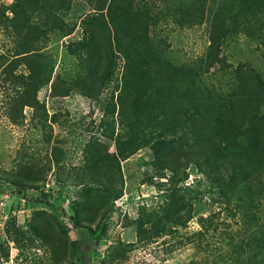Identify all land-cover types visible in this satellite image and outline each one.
Instances as JSON below:
<instances>
[{"label":"rangeland","instance_id":"1","mask_svg":"<svg viewBox=\"0 0 264 264\" xmlns=\"http://www.w3.org/2000/svg\"><path fill=\"white\" fill-rule=\"evenodd\" d=\"M21 1L0 0V264H81L77 251L80 232L70 216L86 201V184L94 187L90 196L95 208L99 205L102 215L106 214L92 224L97 230L96 245H84L93 264H227L233 252L224 239L239 227L246 233L235 235L237 240L259 236L261 220L254 217L264 215V195L253 202L254 210L244 216L249 225L243 227L236 222L239 215L223 211L220 204L213 203L212 193L206 192L202 214L217 213L215 223L227 219L231 226L226 233L221 224L217 230L209 222L203 226L198 213L186 227L173 223V228L166 224L163 229L164 224H157L163 215L166 187L158 184L166 178H159L154 153L146 146L121 159L115 140L118 134L131 132L118 116L126 80L124 61L118 58L116 74L100 82L89 73L83 57L82 45L89 38L87 19H83L96 14L90 11L94 3L64 0L57 13L65 30L72 29L64 35L65 31L54 30L55 20L44 25L47 13L41 0L31 24L43 26L48 35L18 47L22 37H31L30 32L19 35L15 30L11 9ZM164 13L166 8L158 15ZM150 32L155 45L164 48L174 65L186 72L194 68L186 80L196 88L227 90L236 68H254L264 80L261 33L257 37L241 29L230 35L223 44L220 64L204 69L199 76L200 59L209 46L208 23L181 28L171 18L161 17ZM23 48L32 50L30 59L15 55ZM197 79L201 83L193 81ZM105 111L115 117L113 137L100 124ZM187 171V184L196 183V177L201 180L195 165H189ZM20 172L33 181L34 176L40 179L31 181L34 187L17 188L11 180ZM115 188L122 194L114 200ZM53 234L57 236L54 242ZM203 242L210 245L206 252L198 247Z\"/></svg>","mask_w":264,"mask_h":264},{"label":"trees","instance_id":"2","mask_svg":"<svg viewBox=\"0 0 264 264\" xmlns=\"http://www.w3.org/2000/svg\"><path fill=\"white\" fill-rule=\"evenodd\" d=\"M44 1L42 8L47 13L44 25L55 20L54 30L65 31L64 35L72 33V29L65 30L66 24L57 13L63 8L64 0H60V4L58 0ZM88 1L94 3L90 11L96 13L87 14L83 19H87L85 29L89 33L82 45L89 73L97 76L100 82L109 80L116 74L117 59L124 61L126 80L119 97L118 116L131 132L115 138L121 159L142 147H150L159 178H166L158 184L166 187L163 188V215L158 216L157 224H164L163 229L166 224L173 228V223L186 227L198 213L203 226L209 222V226L215 224L217 230L221 224L226 226L222 233H226L229 230L227 219L215 223L217 213L205 217L202 214L203 197L211 192L213 203L220 204L228 214L233 211L234 216L239 215V220L236 219L239 225H249L244 216L247 218L249 210H254L255 199L264 195V80L261 74L251 67L236 68L227 90L196 88L186 80V74L194 68L186 72L185 68L183 71L174 65L164 48L155 45L150 28L161 17L171 18L181 28L208 23L209 46L200 59L197 73L200 76L204 69L220 64L223 44L233 33L243 29L257 37L260 33L264 36V0ZM40 3L41 0H22L20 6L11 9L16 32L19 35L21 31L31 33V37L27 34V40L25 37L26 41L23 37L20 39L18 47L29 46L38 41L39 36L48 35L43 26L31 24ZM157 7L161 9L156 11ZM163 8H166L165 16L158 15ZM31 51L23 48L15 55L23 54L22 59H30ZM18 58L20 56L15 59ZM193 81L201 83L199 79ZM100 124L113 137L116 121L109 111L103 113ZM115 161L120 168V159ZM189 165H195L202 174L201 180L196 177V183L187 184ZM23 175L20 172L11 181L20 189L34 187L33 177ZM34 177V181L40 179V176ZM83 190L88 197L82 206L75 208L70 219L80 232L77 251L81 264H93L84 245H96L97 230L92 224L96 217L100 221L105 219L106 214L102 215L99 205V209L95 208L94 198L90 196L93 185L86 184ZM113 191L114 200L122 194L121 189ZM254 218L261 220L258 230L261 235L237 240L235 235L246 233L239 227L234 235L223 240L233 252L227 264H264V215ZM55 238L53 234L51 241ZM203 243L198 247L206 252L210 245Z\"/></svg>","mask_w":264,"mask_h":264}]
</instances>
